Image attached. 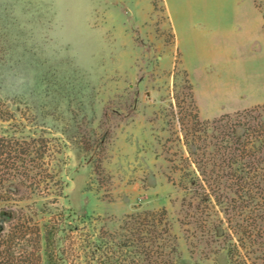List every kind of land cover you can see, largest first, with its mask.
<instances>
[{
	"label": "rangeland",
	"instance_id": "obj_1",
	"mask_svg": "<svg viewBox=\"0 0 264 264\" xmlns=\"http://www.w3.org/2000/svg\"><path fill=\"white\" fill-rule=\"evenodd\" d=\"M171 3L177 32L163 0L0 3V125L48 141L59 207L89 228L166 209L174 264H237L248 254L233 263L215 236V193L203 201L178 182L196 114L264 104L260 15L250 0ZM194 90L214 118L201 117Z\"/></svg>",
	"mask_w": 264,
	"mask_h": 264
},
{
	"label": "trees",
	"instance_id": "obj_2",
	"mask_svg": "<svg viewBox=\"0 0 264 264\" xmlns=\"http://www.w3.org/2000/svg\"><path fill=\"white\" fill-rule=\"evenodd\" d=\"M11 128L0 125V264H174L166 209L129 214L111 230L89 228L91 218L59 207L65 187L47 159L48 141ZM185 131L195 144L178 185L203 201L215 193V236L232 247L233 263L245 250L251 257L237 264H264V104L214 120L196 114Z\"/></svg>",
	"mask_w": 264,
	"mask_h": 264
},
{
	"label": "crops",
	"instance_id": "obj_3",
	"mask_svg": "<svg viewBox=\"0 0 264 264\" xmlns=\"http://www.w3.org/2000/svg\"><path fill=\"white\" fill-rule=\"evenodd\" d=\"M252 2V5L254 6V8L258 11L259 15H260V24L259 26L261 27L262 25V29L264 31V20H263V15L262 13L259 11V9L257 8V6L255 5V2L254 0H250ZM164 2V5H165V9H166V12H167V15H168V18H169V22H170V25H171V28L175 30V32H177V25H179L180 23L178 22V14L176 15L174 9L172 8V3H171V0H163ZM0 3L1 4H6V3H9V0H0ZM190 21V20H189ZM179 23V24H178ZM173 25V27H172ZM179 27V26H178ZM258 27V26H257ZM173 30V31H174ZM174 34V33H173ZM174 42H175V34H174ZM188 72V71H187ZM189 74V73H188ZM190 77V76H189ZM192 82V81H191ZM193 84V83H192ZM193 87H194V84H193ZM195 92V90H194ZM195 97H196V101H197V104H198V107H199V110H200V115L202 118H214L213 116H209L208 115H205V105L200 102L199 100V97L197 96V93L195 92ZM244 108H233L231 110H229L228 113H231V112H235V111H239V110H243ZM217 117V116H216Z\"/></svg>",
	"mask_w": 264,
	"mask_h": 264
}]
</instances>
